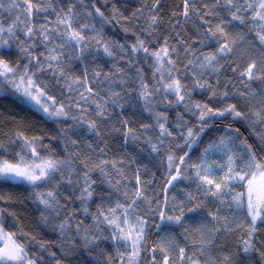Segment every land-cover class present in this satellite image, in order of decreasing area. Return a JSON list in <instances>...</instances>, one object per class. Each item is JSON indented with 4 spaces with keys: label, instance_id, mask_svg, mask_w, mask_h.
I'll list each match as a JSON object with an SVG mask.
<instances>
[{
    "label": "snow or ice",
    "instance_id": "6c2138e0",
    "mask_svg": "<svg viewBox=\"0 0 264 264\" xmlns=\"http://www.w3.org/2000/svg\"><path fill=\"white\" fill-rule=\"evenodd\" d=\"M0 264H264V0H0Z\"/></svg>",
    "mask_w": 264,
    "mask_h": 264
}]
</instances>
